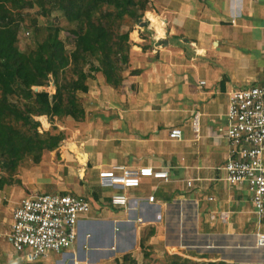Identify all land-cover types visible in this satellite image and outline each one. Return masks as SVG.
<instances>
[{
  "label": "crops",
  "instance_id": "crops-1",
  "mask_svg": "<svg viewBox=\"0 0 264 264\" xmlns=\"http://www.w3.org/2000/svg\"><path fill=\"white\" fill-rule=\"evenodd\" d=\"M151 4L150 33L141 37L136 32L131 56L132 69L142 73L130 76L133 85L126 93L130 97L140 89L151 95L116 97V147L111 154L115 161L96 159L99 149L93 145L99 142L94 139L90 145H70L88 178L67 180L57 194L83 197L91 211L80 221L72 248L36 264H124L126 256L137 255L142 240L162 246L168 238L235 233L254 210L246 185L231 186L219 168L230 155L222 138L229 93L264 86V0H151ZM88 85L92 94L90 80ZM197 114L198 134L193 130ZM97 119H89L86 130ZM172 128L183 130L182 140L169 138ZM114 166L152 167L168 170L170 176L167 181L144 180L138 190L127 191L136 199L132 205L136 210L127 213L112 206V194L104 193L107 188L99 180L101 171ZM151 195L155 204L147 201ZM222 213L229 214L227 223L220 221ZM258 222L264 220L256 221L258 233L264 234Z\"/></svg>",
  "mask_w": 264,
  "mask_h": 264
},
{
  "label": "trees",
  "instance_id": "trees-1",
  "mask_svg": "<svg viewBox=\"0 0 264 264\" xmlns=\"http://www.w3.org/2000/svg\"><path fill=\"white\" fill-rule=\"evenodd\" d=\"M27 6L38 7L47 17L60 11L75 25L72 31L75 37L70 40L74 49L68 53L61 36L63 30L49 25L43 39L41 28L31 26L35 47L23 50L20 36L23 33L24 37H30V32H25L28 29L23 26L25 16L15 9ZM151 8V0H0V192L13 184L12 176L26 158L38 164L45 152L58 149L65 140L63 132L39 133L36 117L44 124L43 116L51 120L71 117L84 122L87 113L80 94H89L92 71L101 73L120 95L124 88H129L125 82L127 71L128 76L141 75L142 70H128L132 68L130 34ZM124 27L126 32H122ZM51 79L56 86L55 94L34 90L48 87ZM153 235L154 232L149 237ZM145 244L142 240L141 248ZM124 264L138 263L129 255ZM168 264H191V261L175 255Z\"/></svg>",
  "mask_w": 264,
  "mask_h": 264
},
{
  "label": "rangeland",
  "instance_id": "rangeland-1",
  "mask_svg": "<svg viewBox=\"0 0 264 264\" xmlns=\"http://www.w3.org/2000/svg\"><path fill=\"white\" fill-rule=\"evenodd\" d=\"M48 6L50 7V4ZM15 12H19V14L25 16L23 26L28 29L25 32H30V37H24L23 33L20 36V45L23 50L35 47L34 33L31 26H38L41 28L40 39H43L46 34V27L49 25L58 26L63 30L61 36L66 43L68 53L74 49V44H70V40L75 37L72 34L75 25L70 24L60 11H54L49 17L42 15L39 8L36 6L15 9ZM147 12L142 18L141 25L134 26L136 29L135 34L133 32L130 34V39L133 43L132 50H134L136 46L135 40L138 39V35L136 34L137 31H139L141 37L145 32L150 33L149 15ZM126 30L127 27H124L122 32H126ZM131 54L133 57V52H131ZM94 64L95 66L98 65L97 62ZM130 66L133 67L132 58ZM90 69L91 65L88 66L86 70L90 71ZM128 70L130 72L133 69L130 68ZM127 72L125 73V82L126 86L130 88L133 83H130L131 81L129 80L131 78L128 76ZM91 75L93 77L89 80L92 84V94H80L82 104L87 113L86 121L78 122L71 117L64 118L63 120H58L57 118L51 120L47 116H43L46 122V124H44L40 117L35 118L36 121L39 122V133L47 131L53 133L63 132L65 134V140L61 142L58 149L52 152H45L38 164H34L31 158H26L20 165L16 174L12 176L13 184L6 186L4 190L0 192L1 233L4 234L7 231L9 227V221H7V219H10L12 210L16 208L17 204L23 198L45 193H61L58 188L63 186L67 180H70L69 182H78V180H80V175L81 177L85 175L83 181H87V170L86 173L81 172L84 166H80L78 159L71 151L70 145L75 144L77 147H82L84 144L90 145L94 139L93 142H99L93 145L99 149V151L96 150L98 151L96 153V159L116 160V157L111 155L115 152L114 150L116 147V97H122L129 89L124 88L125 92L120 95L121 93L119 94V92L106 83L101 73H94L92 71ZM44 88H46L47 92L53 93L50 91V85ZM135 91L136 90L129 93L131 94L130 97L126 94V97L141 99L144 98V96L150 97L151 95L150 92H144V90L138 89L137 92ZM93 117L98 118L97 122L94 123L95 125L92 123L90 125L91 127L86 130L89 126V119ZM139 118L142 121L145 119L143 115ZM148 120H150L149 117ZM94 126L96 127L94 128ZM202 126H205V119L202 121ZM103 127L107 128V132L103 133ZM45 128H47V130ZM98 128L102 130L96 134L94 130ZM163 131L165 132V130ZM92 132L96 135H93ZM64 155L65 157L62 159ZM90 173L93 172L90 171ZM5 175L8 177V174ZM81 183L83 185V182ZM104 193L109 195L116 193V190L104 189ZM253 211L254 210H250L249 217H247V219L244 218V222L240 223V227L237 228L235 233H200V235L197 234L195 239L192 240L183 237L179 240H170L168 238L162 246L153 245L155 247L150 245L149 240H147L144 248L140 246V250L137 251V255H135L133 259L137 258L138 260H135L138 264H168L170 259L176 255L190 260L191 264H207L212 261L224 262L227 264H264V248L257 245L258 229L256 227V221H258V218ZM259 224H261L264 232V223L260 222ZM142 238H145V236H142ZM130 256L132 258V255ZM202 256H207L208 259H201L200 257ZM17 262L18 264H23L21 261H15V255L11 247L5 244L4 238H0V264H15Z\"/></svg>",
  "mask_w": 264,
  "mask_h": 264
},
{
  "label": "built area",
  "instance_id": "built-area-1",
  "mask_svg": "<svg viewBox=\"0 0 264 264\" xmlns=\"http://www.w3.org/2000/svg\"><path fill=\"white\" fill-rule=\"evenodd\" d=\"M49 85L53 92L49 93L55 94L53 79ZM228 99L227 128L222 131V138L229 144L230 155L219 172L231 186L246 185L255 214L259 220H264V86L233 90ZM200 123V115L197 114L193 121L196 134L200 131ZM168 136L179 141L183 139L184 132L181 128H172ZM169 176L170 172L163 169L142 167L135 170L114 166L101 171L99 180L105 188L116 190L110 197L112 206L129 213L136 210L132 207L136 199L127 191L138 190L144 180L167 181ZM188 187H192L191 182H188ZM147 201L155 204V196H149ZM90 211L91 205L85 198L72 194L29 196L12 210L9 227L4 234L0 232V238H4L5 244L11 247L15 261L25 264L47 262L53 255L63 254L76 244L79 223ZM228 218L229 214L220 215L222 223H227ZM131 219L127 221H133ZM137 221L143 220L137 218ZM257 245L264 248L263 233L257 234Z\"/></svg>",
  "mask_w": 264,
  "mask_h": 264
},
{
  "label": "bare ground",
  "instance_id": "bare-ground-1",
  "mask_svg": "<svg viewBox=\"0 0 264 264\" xmlns=\"http://www.w3.org/2000/svg\"><path fill=\"white\" fill-rule=\"evenodd\" d=\"M79 156H80V153L78 152ZM82 156V155H81ZM84 174V173H83Z\"/></svg>",
  "mask_w": 264,
  "mask_h": 264
}]
</instances>
